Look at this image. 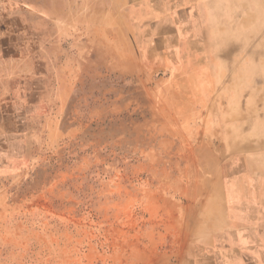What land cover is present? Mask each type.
<instances>
[{
	"label": "rangeland",
	"instance_id": "1",
	"mask_svg": "<svg viewBox=\"0 0 264 264\" xmlns=\"http://www.w3.org/2000/svg\"><path fill=\"white\" fill-rule=\"evenodd\" d=\"M263 178L264 0H0V264H197Z\"/></svg>",
	"mask_w": 264,
	"mask_h": 264
},
{
	"label": "crops",
	"instance_id": "2",
	"mask_svg": "<svg viewBox=\"0 0 264 264\" xmlns=\"http://www.w3.org/2000/svg\"><path fill=\"white\" fill-rule=\"evenodd\" d=\"M263 180L237 190L242 200L231 206L227 230L205 237L197 264H264Z\"/></svg>",
	"mask_w": 264,
	"mask_h": 264
}]
</instances>
